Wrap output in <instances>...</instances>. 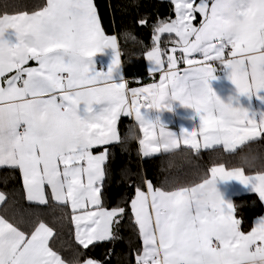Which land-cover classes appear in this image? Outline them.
<instances>
[{
  "label": "snow or ice",
  "instance_id": "6c2138e0",
  "mask_svg": "<svg viewBox=\"0 0 264 264\" xmlns=\"http://www.w3.org/2000/svg\"><path fill=\"white\" fill-rule=\"evenodd\" d=\"M171 4L174 18L152 26L145 53L153 82L138 87L114 81L121 51L117 36L101 27L94 0H43L31 10L0 5V168L19 172L30 205L64 210L61 219L83 249L120 239L119 226L129 217L141 241L134 264H252L264 258V217L243 231L237 206L225 201L217 182L251 185L264 201V170L249 174L243 165L220 163L195 183L173 177L175 187L142 178L126 206L109 207L104 197L110 146L123 142L122 116L138 124L143 157L184 149L196 156L216 149L238 154L264 140V113L257 119L231 98L223 102L209 85L218 64L238 97L264 91V0ZM105 48L114 52L107 73L96 71L91 60ZM172 101L194 109L200 125L162 148L154 141L165 126L142 110L171 109ZM208 183L216 185L217 197L204 203L195 193ZM7 204L0 191V206ZM23 223L28 226L0 213V264H81L55 250L57 233L48 223ZM82 264L101 262L87 258Z\"/></svg>",
  "mask_w": 264,
  "mask_h": 264
},
{
  "label": "trees",
  "instance_id": "16d2710c",
  "mask_svg": "<svg viewBox=\"0 0 264 264\" xmlns=\"http://www.w3.org/2000/svg\"><path fill=\"white\" fill-rule=\"evenodd\" d=\"M43 0H0V5L16 3L21 9L31 10L34 5ZM101 27L106 35H116L118 48L126 78L140 77L147 74L145 53L152 47V26L158 20L174 18L173 6L170 0H94ZM9 11L13 9L9 7ZM146 19V25L139 21ZM127 29L133 38L122 36ZM166 38L162 37V40ZM132 126L138 137V128L131 120L122 117L118 122V130L123 142L111 147L110 176L105 184L104 197L109 207L126 206L134 195V186L142 183V178L151 180L156 186L175 187L169 181L176 176L182 183H195L208 173L211 166L220 163L226 168L245 166L246 173L264 170V140L252 143L238 154L225 153L222 149L201 150L199 156L191 150H178L142 159L138 151V140L131 142L125 136ZM246 156L247 161L241 157ZM131 185V186H130ZM0 191L8 195V204L1 206L0 213L11 222L20 223L22 228L43 220L56 230L53 244L55 250L69 262H82L91 258L101 264H134L135 250L141 241L129 217L121 222L118 235L120 239L114 242H100L90 245L88 249L81 248L74 239L72 225L68 220H62L64 210L52 204L50 207L30 205L23 198L22 183L18 171L7 168L0 169ZM237 218L241 219V228L247 232L251 229L254 219L262 214V204L256 195H245L233 199Z\"/></svg>",
  "mask_w": 264,
  "mask_h": 264
},
{
  "label": "crops",
  "instance_id": "0c3cea01",
  "mask_svg": "<svg viewBox=\"0 0 264 264\" xmlns=\"http://www.w3.org/2000/svg\"><path fill=\"white\" fill-rule=\"evenodd\" d=\"M113 58H114L113 50L111 48H105L102 51L96 53L91 58V60L95 66L96 71L107 73L109 70V67L111 66ZM145 62H146V66H147V74L145 76H143L142 78L139 77V83L130 82L129 83L130 87L143 86V85H146L148 83L153 82L152 75L149 73V70L152 66L147 61L146 56H145ZM99 65H103L104 69L99 70L98 69ZM181 67H184V65H181ZM214 75H215L216 79L210 80L209 85L211 86L213 91L217 94V96L223 102L228 103L230 98H231L233 101L234 107L235 106L244 107L245 109H248L250 113H255L257 119H259V115L261 113H264V91L259 92L256 95L239 96L238 97V93L235 89V85L228 78V71L227 70L222 75H218L216 73H214ZM156 78L158 79V74H157ZM113 79L115 82H121L122 79L123 80L126 79V77L124 75L122 64H121L119 69H117L113 72ZM237 97L239 100L238 105L236 103ZM83 107L84 106L81 105V109H83ZM96 107L99 108L100 106H96ZM142 112L145 115L146 119H150V120L155 121L158 118L160 120V122L166 126L167 130L175 133L177 135V137H179L181 135L182 130L191 131L193 129H198L199 125H200L199 116L196 115L194 109L186 108L179 101H172L171 102V109H168V108H164L161 110L144 109V110H142ZM81 115H83V112H81ZM122 117L131 120L132 123L138 128V124H136V122L134 121L133 118L127 117V116H122ZM138 130H139V128H138ZM141 135L142 134L140 133V136ZM138 151H139V145H138ZM139 154H140L142 159L150 158V157H143L141 155L140 151H139ZM162 154H168V153H162ZM157 155H161V154H153L151 157L157 156ZM0 169H4V168H0ZM217 188L220 191V193L222 194L225 201L231 202V203H233V199L236 197H241V196L251 195V194L256 195L258 197V195L254 191L251 190V185L245 186L235 179L228 180V181H219L218 180ZM261 204H262V214L259 217H257L256 219H254V221L252 222L251 228L254 226V222L258 218L264 217V201H261ZM0 208H1V206H0ZM98 243H100V242H98ZM80 247L83 248L82 246H80Z\"/></svg>",
  "mask_w": 264,
  "mask_h": 264
},
{
  "label": "clouds",
  "instance_id": "9594fccd",
  "mask_svg": "<svg viewBox=\"0 0 264 264\" xmlns=\"http://www.w3.org/2000/svg\"><path fill=\"white\" fill-rule=\"evenodd\" d=\"M122 36L125 39H128L130 37L132 38L133 34L129 30L125 29L124 32L122 33ZM128 127L129 130L125 133V136L128 139V141L131 142L132 140H138L139 137L137 136L132 126H128ZM176 139H177V135L167 130L165 126L164 133L158 134L154 142L159 144L162 148H165L166 146H170L173 143V141H175ZM215 187L216 185L214 183H208L202 190H199L195 193L196 199L204 203L214 200L217 197V193L213 191ZM252 264H264V258H257L252 262Z\"/></svg>",
  "mask_w": 264,
  "mask_h": 264
},
{
  "label": "built area",
  "instance_id": "2783aa9c",
  "mask_svg": "<svg viewBox=\"0 0 264 264\" xmlns=\"http://www.w3.org/2000/svg\"><path fill=\"white\" fill-rule=\"evenodd\" d=\"M215 66L217 67V70L215 71L216 74H218V75H222V74H224V73L226 72V70H224V69L222 68V66H219L218 64L215 65ZM98 69H99V70H103V69H104L103 65H99V66H98ZM125 80H126V81H129V82L137 83V82H135V81H139V77L126 78Z\"/></svg>",
  "mask_w": 264,
  "mask_h": 264
}]
</instances>
